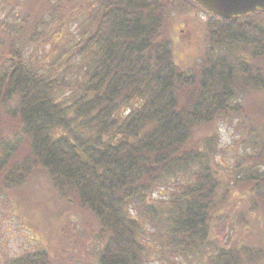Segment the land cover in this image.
Wrapping results in <instances>:
<instances>
[{
    "label": "trees",
    "instance_id": "trees-1",
    "mask_svg": "<svg viewBox=\"0 0 264 264\" xmlns=\"http://www.w3.org/2000/svg\"><path fill=\"white\" fill-rule=\"evenodd\" d=\"M194 11L208 48L183 66L165 27ZM57 17L69 37L50 41ZM4 22L0 195L41 171L87 216L71 219L81 234L62 229L84 257L42 242L0 264H149L150 236L167 264H264V132L244 108L264 97V8L225 19L194 0H26ZM232 117L247 124L226 169L215 126Z\"/></svg>",
    "mask_w": 264,
    "mask_h": 264
},
{
    "label": "rangeland",
    "instance_id": "rangeland-1",
    "mask_svg": "<svg viewBox=\"0 0 264 264\" xmlns=\"http://www.w3.org/2000/svg\"><path fill=\"white\" fill-rule=\"evenodd\" d=\"M25 1L0 0V31L5 27L6 23L4 21L13 22L14 17L16 18V3ZM50 1L53 2L54 0ZM172 17H174L171 19L174 25L167 23L165 31L172 43L175 62L183 66H191L192 61L197 64L201 63V57L204 55L203 51L208 48L204 32L207 16L200 11H194L187 15ZM19 18L17 17L16 20ZM48 23L46 30L48 34L51 27L55 26L58 28L56 32L50 33V41L53 38L57 39L59 35L63 34V31L60 30L62 24L65 23L63 20L60 22L57 17L54 20L52 19V21L49 20ZM69 28L74 31L73 22ZM63 35L69 37V32L66 31ZM45 43L47 44L43 46L42 50L49 51L42 56V59H47L54 53V49H49L48 41ZM258 93L254 94L250 105L249 101L252 96L245 102L244 106L246 107L244 108L250 114L252 131L260 130L264 132V97L262 98L263 94L259 93L261 95L259 96ZM245 124H247L246 120L232 117V119H219L217 126H215V135L218 138L216 141L217 145L215 144L216 153L219 160H221L222 167L226 169H229L234 164L235 158L243 152L237 142L242 139L241 133L246 127ZM245 139L247 141L246 137ZM248 149L246 151H249ZM157 194L165 196L167 193L165 190H161L156 192ZM75 213L73 214L71 209L57 198L45 173L35 171L22 186L17 188V190L15 189L10 197L7 198L0 195V258L15 256L24 249L42 242H45L48 249L56 253L62 254L64 249L73 257L77 255L84 257L83 251L85 249L81 246L73 249L69 245V238L62 235V229L78 235L79 227L77 225L74 226L71 223V219H74L76 215L87 216V213L85 214L83 211ZM149 231L150 233L153 232L151 229ZM258 239L264 244L262 236L258 237ZM150 240L151 236L145 242L148 250L155 249L151 251L148 263L167 264L158 257L156 248H159L160 245L157 242L154 244ZM86 247L89 248L87 251L89 252L88 257L92 259L91 244H87Z\"/></svg>",
    "mask_w": 264,
    "mask_h": 264
},
{
    "label": "water",
    "instance_id": "water-1",
    "mask_svg": "<svg viewBox=\"0 0 264 264\" xmlns=\"http://www.w3.org/2000/svg\"><path fill=\"white\" fill-rule=\"evenodd\" d=\"M204 10L222 18L231 19L234 16L264 8V0H194Z\"/></svg>",
    "mask_w": 264,
    "mask_h": 264
}]
</instances>
